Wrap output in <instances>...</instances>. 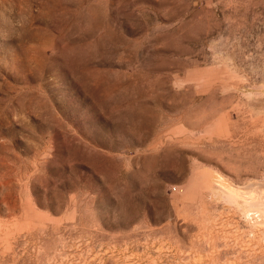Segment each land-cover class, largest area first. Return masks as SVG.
Returning <instances> with one entry per match:
<instances>
[{"label":"rangeland","instance_id":"1","mask_svg":"<svg viewBox=\"0 0 264 264\" xmlns=\"http://www.w3.org/2000/svg\"><path fill=\"white\" fill-rule=\"evenodd\" d=\"M0 264H264V0H0Z\"/></svg>","mask_w":264,"mask_h":264}]
</instances>
